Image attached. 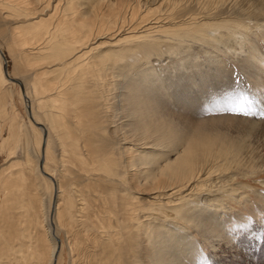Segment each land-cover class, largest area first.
<instances>
[{
	"label": "bare ground",
	"instance_id": "obj_1",
	"mask_svg": "<svg viewBox=\"0 0 264 264\" xmlns=\"http://www.w3.org/2000/svg\"><path fill=\"white\" fill-rule=\"evenodd\" d=\"M257 29L264 0H0V121L15 141L0 264H196L201 241L215 253L220 199L261 150L218 126L256 121L200 116L214 96L195 62L230 50L262 69L246 50Z\"/></svg>",
	"mask_w": 264,
	"mask_h": 264
},
{
	"label": "rangeland",
	"instance_id": "obj_2",
	"mask_svg": "<svg viewBox=\"0 0 264 264\" xmlns=\"http://www.w3.org/2000/svg\"><path fill=\"white\" fill-rule=\"evenodd\" d=\"M260 31L257 29L250 36L253 37L250 38L251 42L246 44L247 53L251 54V57L262 59V69L257 67L260 71L255 67V70L253 69L251 73L252 68L248 70V64L242 60V58H245L246 53L236 56L230 50L215 49L216 51L214 53L213 50V53L216 54V57L213 58H210L209 55L205 56V53H201L195 62L197 65L200 63V60L205 63L201 69L204 71H198L199 74L204 73L205 77H207L206 80H204L205 78L202 80V84L206 81L204 90L208 91H203L205 93L203 99H207V96H214L211 99L212 101L208 100L211 103L204 104L205 109L204 106L200 107L203 108L200 116L204 118L232 115L256 121L255 128H242L234 122L236 127L227 123H220L218 126L227 135L231 134L232 137L245 138L251 144H259V151L261 150L260 152L256 151L253 155L248 154L246 156L247 159L242 161V165L250 164L254 168L247 176H237L233 180V186L240 184L238 186L240 188L238 191L239 195H227L225 198L221 197L220 199V204L224 208L219 209L220 211H217L215 216L218 215L220 218L221 229L224 231L223 235L227 237L224 239L226 241H221V246L218 249H214L215 253L207 243L201 241V247L200 249L198 248V254L195 255V259L198 258L199 260L196 264H264V122H260L264 119V33ZM4 47V53L8 57L7 68L12 73L15 62L13 57L9 55L7 47ZM253 48H257L258 50H252ZM13 81L14 103L19 109L20 117L27 122L31 113L29 107L30 100L26 96L27 90L18 80L14 79ZM199 83L195 85L197 86ZM195 94H197V91L192 92V95ZM245 97L256 101L252 105L251 111H248L247 102L244 100ZM216 98L218 100H215ZM241 101L245 104L246 114L232 111L233 108L239 106ZM9 107L11 106L9 105ZM11 111L12 109L7 110L9 116ZM250 129L254 130L248 132ZM4 138L9 139L5 145H0V168L9 164V147L15 145L12 132H10L9 119L6 118L0 121V144ZM21 153L22 151L18 149L15 158H21ZM233 197L237 198L234 199ZM240 225H246V227L241 229ZM198 236L199 234L195 235L197 238Z\"/></svg>",
	"mask_w": 264,
	"mask_h": 264
},
{
	"label": "snow or ice",
	"instance_id": "obj_3",
	"mask_svg": "<svg viewBox=\"0 0 264 264\" xmlns=\"http://www.w3.org/2000/svg\"><path fill=\"white\" fill-rule=\"evenodd\" d=\"M244 100H246L247 105H248V111H251V107L252 105H254L256 103V101L248 99L247 97L244 98ZM232 111H238L241 113H245L246 114V109H245V104L243 101L240 102L239 106L237 108H233ZM241 229H244L246 227V225H240L239 226Z\"/></svg>",
	"mask_w": 264,
	"mask_h": 264
}]
</instances>
